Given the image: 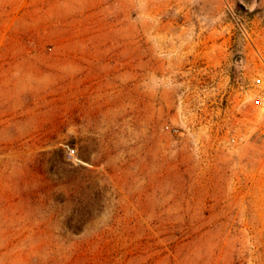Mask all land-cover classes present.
I'll return each mask as SVG.
<instances>
[{
    "label": "rangeland",
    "instance_id": "374dc122",
    "mask_svg": "<svg viewBox=\"0 0 264 264\" xmlns=\"http://www.w3.org/2000/svg\"><path fill=\"white\" fill-rule=\"evenodd\" d=\"M0 264H264V0H0Z\"/></svg>",
    "mask_w": 264,
    "mask_h": 264
}]
</instances>
